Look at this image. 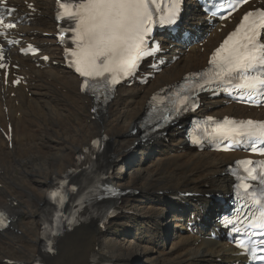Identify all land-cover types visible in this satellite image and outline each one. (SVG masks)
Returning a JSON list of instances; mask_svg holds the SVG:
<instances>
[{
	"label": "bare ground",
	"instance_id": "1",
	"mask_svg": "<svg viewBox=\"0 0 264 264\" xmlns=\"http://www.w3.org/2000/svg\"><path fill=\"white\" fill-rule=\"evenodd\" d=\"M53 1L41 0L39 8L42 17H39L29 29L30 35H33L55 59L57 55L49 45L53 39L40 35L42 31L52 29L49 17L52 13ZM219 36H210L203 44L205 48L203 52L198 46H191L188 51L184 50V54L177 62L157 74L155 79L147 85L121 90L95 118H92L89 100L78 93V81L74 76L59 66L50 65L40 69L25 62L28 68L26 72L29 75L27 87L31 96L29 97L25 89L21 87L16 90L18 104L16 105L12 98H7L5 100L8 106L7 113L0 111L1 126L5 127L7 120L12 124L10 147L0 134V168L2 169L0 208L16 217L12 224L13 229L0 235V264H5L1 260L9 251H14L19 256L12 257L19 262H30L39 255L41 216L43 210L49 208L48 192L53 187V182L100 134L108 138L105 152L108 155L106 164L111 170V183L126 188L132 193L120 198L121 207L133 212L147 209L144 210L146 214L153 212L161 214L165 211L164 208H171L168 214L174 218V211L183 212L186 209L181 199L173 200L171 196L178 192H189L190 196L185 200L191 204V212L197 215L205 213L199 212L198 208L208 204L205 194L214 186H218L220 190L227 188L229 178L225 172V163L229 158L237 155L194 152L186 147L180 125L168 131V143L162 139H154L144 144L138 141V132L134 130L135 124L144 114L151 93L179 80L186 72L203 65L210 44L215 43ZM177 50L183 49L178 46ZM209 105L214 107L211 112L217 115L231 111L230 107H224L220 100L211 101ZM80 113L83 115L82 118L79 116ZM72 118L76 120L72 121ZM135 141H137L135 145H140L141 150L148 153L147 157L150 156L151 162L148 164L145 160L147 165L143 173L135 171L127 176L125 160L131 157L136 147ZM34 154L42 158L45 156L47 159L43 164L29 168L28 162L30 159L33 160ZM8 158H13L18 166L24 167L23 170L21 169L20 179L15 177L14 161L9 163ZM142 163L139 162L138 165L141 166ZM29 174L33 177L29 178ZM173 183L180 185L166 187ZM204 185L207 189L202 188ZM138 199L140 202L137 203ZM133 200L136 201L137 207L139 206L138 210L129 205L133 204ZM127 217L125 213H121L116 221ZM148 217L153 221L151 215ZM174 219L172 222L177 227L171 243L173 250H176L174 254L177 261L174 264H222V261L229 258L231 252L229 247H223L219 242L205 239L198 235V231L192 235L186 231L179 233V229L184 228L182 222L185 219L181 222ZM158 220L162 224L154 222L155 227H145V230L150 233L149 236L146 235L145 240L149 241L146 245L132 241L128 235L124 236L122 242L115 241L109 230L103 231L94 221H89L68 234L59 245L58 255L47 257L46 262L48 264H87L88 256L94 253L98 255L100 261L107 260L111 264H123L133 259H140L147 264H165L158 261V256L161 254L155 245L158 238L154 240L155 244L151 243V232L158 233L162 230L161 236L165 238V228L169 226L168 219L164 216H159ZM112 222L109 221L108 224ZM203 223L213 226L212 213L203 218ZM199 230L201 231L202 228ZM171 233L172 231H169L166 234L165 241L172 235ZM194 245L198 246L193 247ZM151 246L155 248L156 255L151 253ZM188 252L199 255V258L191 262ZM218 257L221 261H216Z\"/></svg>",
	"mask_w": 264,
	"mask_h": 264
},
{
	"label": "snow or ice",
	"instance_id": "2",
	"mask_svg": "<svg viewBox=\"0 0 264 264\" xmlns=\"http://www.w3.org/2000/svg\"><path fill=\"white\" fill-rule=\"evenodd\" d=\"M160 2L161 0H58L61 11L57 18L72 21L70 31L75 47L69 50L68 55L71 58L70 66L84 78L82 90L90 89L94 93L101 88L108 90L121 79L133 75L139 61L152 54L147 47V37L154 23L153 9ZM241 2L247 3V0H236L235 4L230 0L229 7L234 10ZM177 3L178 0H170L165 16H161L162 23L174 22ZM7 11L12 13L15 9L8 8ZM0 26L12 29L16 25L12 22L5 23L0 16ZM3 34L0 32V35ZM60 38L63 41V33ZM2 59L0 52V60ZM209 64L211 67L206 72L194 74L203 80L197 87L203 88L213 81H219L237 90L240 99L247 97L252 100L255 96H264V8L244 14L237 28L211 55ZM3 67L5 65L0 63V68ZM228 90L225 88V91ZM188 101V96L180 99L185 108ZM217 136L231 140L233 145L248 143L253 151L259 150L264 155V147L258 149V145L264 146V121H235L225 118L213 139ZM193 142L199 143V140L194 139ZM238 163L248 179L257 180L260 177L262 187L258 191H252V186L244 178H241L238 187L252 201L247 226L259 230L255 234L264 235V172L257 171V166L264 169V161L244 160ZM51 197L53 200L59 197L60 203L64 198L61 191L53 192ZM6 219L5 214L0 212V227L6 226ZM226 224L233 225L234 230L239 233L233 220H226ZM238 244L247 250L243 239ZM259 245L264 246V240H260ZM259 259L264 260V256Z\"/></svg>",
	"mask_w": 264,
	"mask_h": 264
},
{
	"label": "rangeland",
	"instance_id": "3",
	"mask_svg": "<svg viewBox=\"0 0 264 264\" xmlns=\"http://www.w3.org/2000/svg\"><path fill=\"white\" fill-rule=\"evenodd\" d=\"M79 116H80V118H82L83 115H81V113H80ZM75 118H72L73 119L72 121H75L76 120ZM135 146H136L135 148H139L140 150L139 149L136 150L133 147L134 150H133V153H132L131 157L129 159L125 160L126 165H127L125 172H126V175L127 176L130 173L132 174L135 171H140V172L142 171V173H143L144 172L143 169L147 165L146 164V161L148 162V164H150V162H151L150 161V156L147 157L148 156V153L143 152L141 150V146L140 145H135ZM142 154L144 155V158H143V155ZM154 155H155V153H154ZM46 159H47V157H45V156L42 158V156L35 154L33 160H29V162H28L29 165L28 166H29V168L30 167L38 166V165H40V163L43 164L44 161H46ZM12 160H13V158H8L9 163H12ZM139 162H143L141 164V166L138 165ZM13 166L15 168V171H14L15 177L20 179L21 176H22L21 175V168H20V166H18V164H16L15 161H14V165ZM28 177L31 178L32 177L31 174H29ZM175 185H180V184H177V183L168 184L166 187H178V186H175ZM136 196L137 195H135V197ZM157 197H158L159 201L161 203H163L162 200H161V198L159 196H157ZM136 198L134 200H136ZM134 200H133V204H129V205L130 206H133L134 208H136L138 210L139 209V206L137 207V203L140 202V199H138L137 203ZM168 202H173V201H168ZM164 209H165V211H163L161 214L160 213H157V212H153V213H150V214H146L144 210H147V209H144L143 211H138L141 214L137 213L133 217H127L126 219H123L121 221H116L114 224H112V225L109 226V229L108 230H109L110 234H112V238H114L115 241H118V242L121 241L122 242L123 239H124V236L125 235H128L131 238L132 241H134V242H140L141 245H146L149 242L148 240H145L147 236L146 237L145 236L143 237L142 234H141V232H140V230H139V228L142 227L143 220L145 219V216L144 215H147V218H146L147 220H145L141 231L147 233L148 236H149L150 233H148L145 230V227L146 226H148V227L149 226L155 227L156 224H154V222L155 223L162 224L158 220V217L159 216H164L165 218L168 219V225H169L166 228L164 227L165 228V231H166V232H164L165 238H166V234L169 231H172V228H173L172 235L168 237V247H167V249H165L166 247L161 248L166 243L165 238L163 236H161V234H163V232H161L162 230L161 231H158V233H156L154 231L151 232V237H152L151 243L155 244L154 240L156 238H158V240L156 241V244L155 245H157V250H159L161 252V254L158 256V261L159 262L165 263V264H168L169 262H172L174 264L177 261V257L174 254V252L176 250H173V247L171 246V243H172V240H173V235H174V233L177 230V227H175V223H174L173 226L169 223L170 220H173L174 219L171 215L168 214V211H171V208H169V209L164 208ZM159 212H161V211H159ZM142 214H144V215H142ZM148 215L149 216L151 215V219L153 221L149 220ZM136 216H139L140 218H138ZM24 218H26V215H24ZM16 232H18V231H16ZM197 246L198 245H194L193 247H197ZM151 249H152L151 250V253L153 255H156V253H154L155 252V248L153 246H151ZM13 256L15 258L18 255H16L14 251L13 252L9 251V253L7 254V257L12 258ZM188 258H189V260L191 262H195L199 258V255H196L193 252H188ZM132 261H133L132 263H126V264H147V263L142 262L140 259H133ZM125 262H127V261H125Z\"/></svg>",
	"mask_w": 264,
	"mask_h": 264
}]
</instances>
